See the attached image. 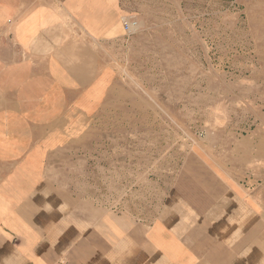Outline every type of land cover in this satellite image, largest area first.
Listing matches in <instances>:
<instances>
[{
    "label": "crops",
    "instance_id": "0c3cea01",
    "mask_svg": "<svg viewBox=\"0 0 264 264\" xmlns=\"http://www.w3.org/2000/svg\"><path fill=\"white\" fill-rule=\"evenodd\" d=\"M128 13L127 0H0V264H264L251 132L215 160L190 148L150 218L75 187L91 125L128 112Z\"/></svg>",
    "mask_w": 264,
    "mask_h": 264
},
{
    "label": "rangeland",
    "instance_id": "374dc122",
    "mask_svg": "<svg viewBox=\"0 0 264 264\" xmlns=\"http://www.w3.org/2000/svg\"><path fill=\"white\" fill-rule=\"evenodd\" d=\"M127 7L128 112L113 109L91 125L77 190L150 218L190 148L204 145L215 160L222 143L247 132L248 168L264 183V0H127Z\"/></svg>",
    "mask_w": 264,
    "mask_h": 264
},
{
    "label": "built area",
    "instance_id": "2783aa9c",
    "mask_svg": "<svg viewBox=\"0 0 264 264\" xmlns=\"http://www.w3.org/2000/svg\"><path fill=\"white\" fill-rule=\"evenodd\" d=\"M133 24H135V22H133ZM130 25H131V23L129 22L128 19H126V20H125V26H126V28H127L128 31H129L130 28H131Z\"/></svg>",
    "mask_w": 264,
    "mask_h": 264
},
{
    "label": "bare ground",
    "instance_id": "6f19581e",
    "mask_svg": "<svg viewBox=\"0 0 264 264\" xmlns=\"http://www.w3.org/2000/svg\"><path fill=\"white\" fill-rule=\"evenodd\" d=\"M137 23L138 22H135V24H132V29H134L133 27L136 25L137 26ZM135 28H137V27H135Z\"/></svg>",
    "mask_w": 264,
    "mask_h": 264
},
{
    "label": "clouds",
    "instance_id": "9594fccd",
    "mask_svg": "<svg viewBox=\"0 0 264 264\" xmlns=\"http://www.w3.org/2000/svg\"><path fill=\"white\" fill-rule=\"evenodd\" d=\"M179 203V201H178ZM187 210V209H186ZM179 215V214H178ZM180 217V220H184V217L183 216H179Z\"/></svg>",
    "mask_w": 264,
    "mask_h": 264
}]
</instances>
